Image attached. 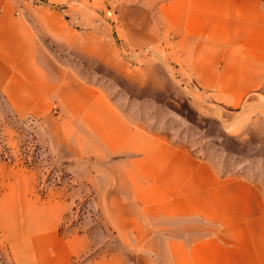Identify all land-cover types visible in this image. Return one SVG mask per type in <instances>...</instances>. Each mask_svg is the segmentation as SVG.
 <instances>
[{
	"label": "rangeland",
	"instance_id": "obj_1",
	"mask_svg": "<svg viewBox=\"0 0 264 264\" xmlns=\"http://www.w3.org/2000/svg\"><path fill=\"white\" fill-rule=\"evenodd\" d=\"M3 22L18 37L25 26L35 51L0 61V264L197 263L196 243L211 229L167 217L149 181L127 178L124 156L107 157L108 107L264 190V125L251 129L243 108L205 99L171 38L142 42L148 21L134 19L131 3L0 0Z\"/></svg>",
	"mask_w": 264,
	"mask_h": 264
},
{
	"label": "crops",
	"instance_id": "obj_2",
	"mask_svg": "<svg viewBox=\"0 0 264 264\" xmlns=\"http://www.w3.org/2000/svg\"><path fill=\"white\" fill-rule=\"evenodd\" d=\"M123 2L133 5L134 19L148 21L138 29L148 36L142 42L172 39L182 68L205 99L235 113L243 108L241 115L250 117L251 129L264 125V0ZM24 28L18 37L11 24L0 23L2 65L4 53H34L31 35ZM161 68L153 67L151 75L162 78ZM123 70L130 77L137 74ZM72 86L75 90L79 85L74 82ZM70 88L68 93L74 94ZM90 96L92 99L93 94ZM106 114L114 122L102 135L107 157L124 156L118 162L127 178L148 180L154 195L164 198L166 207L161 210L167 217L195 216L198 227L211 229L196 243V264H264V190L258 183L244 176L222 177L190 146L128 124L110 107ZM238 128L240 121L231 130ZM186 251L181 246L180 261L186 258Z\"/></svg>",
	"mask_w": 264,
	"mask_h": 264
}]
</instances>
